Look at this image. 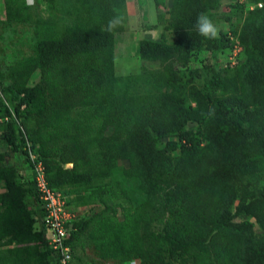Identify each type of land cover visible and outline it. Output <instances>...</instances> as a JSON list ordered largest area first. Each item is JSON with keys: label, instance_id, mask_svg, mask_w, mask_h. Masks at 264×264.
Here are the masks:
<instances>
[{"label": "trees", "instance_id": "16d2710c", "mask_svg": "<svg viewBox=\"0 0 264 264\" xmlns=\"http://www.w3.org/2000/svg\"><path fill=\"white\" fill-rule=\"evenodd\" d=\"M41 1L51 11L33 20L23 1L5 2L6 21L34 31L30 53L5 66L8 83L0 69V264L53 263L43 225L34 227L44 211L25 138L68 204L102 205L72 221L73 264L87 245L139 264H264V229L250 220L264 227V0H253L235 32L241 63L207 60L188 77L195 52L232 42L196 29L220 1L154 0L160 35L140 39L137 54L159 67H143V83L115 71L124 0ZM117 15L123 22L109 31ZM11 153L23 156L28 177Z\"/></svg>", "mask_w": 264, "mask_h": 264}, {"label": "rangeland", "instance_id": "374dc122", "mask_svg": "<svg viewBox=\"0 0 264 264\" xmlns=\"http://www.w3.org/2000/svg\"><path fill=\"white\" fill-rule=\"evenodd\" d=\"M23 1L26 4L27 15L30 20L35 19V14L47 16L50 13L49 6L41 0H5V2L15 5ZM169 6L172 3L181 0H163ZM220 9L214 17L213 22L219 33H226L231 38V44L227 48L217 49L213 52L201 50L195 52L187 66L184 69V75L188 77V70L200 68L207 60L215 67L236 66L244 59V54L235 37L242 24L246 10L254 6L253 0H219ZM126 10V18L124 22L123 32L115 34V71L117 75H135L139 80L144 81V70L157 69L158 62L143 61L138 57V41L142 38L156 40L160 35L161 25L156 24L157 10L154 0H124L122 4ZM160 10H163L160 7ZM228 17V19H227ZM34 27L31 22L18 23L12 21L10 24L6 21L5 11L0 17V69L5 70L6 65L15 64L23 57L30 53L29 43L33 35ZM5 83L9 82L8 73L5 70ZM39 71L36 70L29 79V85L39 82ZM198 81V78H197ZM187 127H195L194 124L188 123ZM162 140L161 144H164ZM5 148V143L0 140V149ZM22 155L11 153L7 156V160L14 162L16 167L20 168ZM120 165H124L120 163ZM70 166V165H66ZM27 167V165H25ZM66 197V195H65ZM67 199V198H66ZM101 204L88 206H78L74 203L69 204L70 213L73 220H77L82 216H89L93 212L99 210ZM121 216V212H119ZM254 222V229L262 232L264 227ZM74 262L79 261L81 264H137L134 262L136 258L120 260L116 258H101L93 246L87 245L83 250L79 248L74 251Z\"/></svg>", "mask_w": 264, "mask_h": 264}, {"label": "built area", "instance_id": "2783aa9c", "mask_svg": "<svg viewBox=\"0 0 264 264\" xmlns=\"http://www.w3.org/2000/svg\"><path fill=\"white\" fill-rule=\"evenodd\" d=\"M23 137L25 138V134ZM25 140L23 150L26 151V158L31 164L38 199L42 203V225L47 236L46 248L53 254L52 264H73V251L68 243L73 221L69 204L60 190L49 186L41 157L32 149L30 141L26 138Z\"/></svg>", "mask_w": 264, "mask_h": 264}, {"label": "clouds", "instance_id": "9594fccd", "mask_svg": "<svg viewBox=\"0 0 264 264\" xmlns=\"http://www.w3.org/2000/svg\"><path fill=\"white\" fill-rule=\"evenodd\" d=\"M257 5H260V3H256ZM123 22L122 17L119 15L113 17L109 23H108V30L111 31L118 26H120ZM196 29L198 33L203 36L206 39H213L216 38L218 35V29L212 19L205 13H200L197 17V22H196ZM36 220H39V217L36 215L35 216ZM41 220V225H42V219ZM47 244V243H46ZM48 250V249H47ZM141 261L140 258L134 259V262H137L139 264Z\"/></svg>", "mask_w": 264, "mask_h": 264}, {"label": "crops", "instance_id": "0c3cea01", "mask_svg": "<svg viewBox=\"0 0 264 264\" xmlns=\"http://www.w3.org/2000/svg\"><path fill=\"white\" fill-rule=\"evenodd\" d=\"M5 11V0H0V17H2V14L4 13ZM19 173L25 178V177H28V170L27 168L25 167V164L23 162H21V165H20V168H19ZM4 191V183L2 181H0V192ZM41 226V220L37 219L35 224H34V227L35 229H38L40 228Z\"/></svg>", "mask_w": 264, "mask_h": 264}]
</instances>
